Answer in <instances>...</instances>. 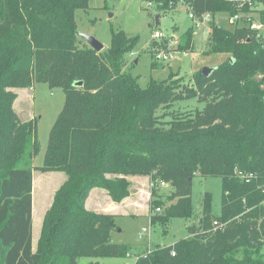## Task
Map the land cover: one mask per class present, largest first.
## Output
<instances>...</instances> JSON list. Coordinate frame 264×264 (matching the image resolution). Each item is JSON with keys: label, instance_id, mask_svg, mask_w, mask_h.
<instances>
[{"label": "trees", "instance_id": "1", "mask_svg": "<svg viewBox=\"0 0 264 264\" xmlns=\"http://www.w3.org/2000/svg\"><path fill=\"white\" fill-rule=\"evenodd\" d=\"M180 2L163 0L157 10ZM183 2L198 18L221 12L241 17L233 31L211 23L209 52L229 59L208 77L193 74L189 84L171 73L143 89L127 68L138 38L113 33L110 48L100 53L80 40L76 13L87 11L90 0H0V264L129 257L128 246L112 242L116 216L89 210L87 201L100 189L121 204L137 192L133 178L151 185L152 226L160 224L166 233L172 219L198 221L189 225L187 238L158 246L135 264H264V29L250 27L264 25V0L252 6ZM193 33L190 28L181 36V51L192 49ZM36 84L65 94L37 169L67 179L55 192L35 247L37 119H21L15 90ZM190 100L203 108L171 111ZM196 176L221 179L219 216L211 193L196 214ZM161 183L171 187L168 194L159 192Z\"/></svg>", "mask_w": 264, "mask_h": 264}, {"label": "rangeland", "instance_id": "2", "mask_svg": "<svg viewBox=\"0 0 264 264\" xmlns=\"http://www.w3.org/2000/svg\"><path fill=\"white\" fill-rule=\"evenodd\" d=\"M90 8L87 11L78 10L76 19L78 33L95 37L104 45V50L110 48L113 33L122 31L127 37L138 38L136 48L127 55V68L137 79L141 88L148 87L151 80H167L171 73L184 79L185 84L190 83L193 74L204 68H216L225 63L229 56L224 53H210L211 23L233 31L235 24L226 12L217 13L211 19H192L190 8L183 2L177 7L166 12L153 11L147 7L145 0H90ZM160 16V24L156 26V17ZM241 25V24H240ZM190 28H193V47L189 51L179 49L181 36ZM156 31L164 33L162 46L171 42L175 56L164 63L163 67L153 69L154 61L152 35ZM80 40L82 38L80 37ZM84 40V39H83ZM84 43H88L84 40ZM89 46V45H88ZM15 92H19L16 91ZM29 94V93H28ZM16 109L22 120L37 119V139L40 144L39 154L33 161L34 166V224L33 237L35 247L38 244L43 220L46 212L53 202L55 192L66 181L64 173H42L37 167H41L47 151L51 129L63 109L65 94L62 89H50L45 84H36L26 95V106L21 96ZM202 104L196 100L178 103L171 111L192 112L201 110ZM139 190L147 186L146 181L140 180ZM96 190V189H94ZM100 190V189H99ZM171 190L170 186L160 188L159 192L166 195ZM149 191V194L147 193ZM151 185L148 184L145 191L136 197L139 200L138 209L122 211L116 215L117 228L112 232V242L124 244L129 247L130 255L127 258H98L80 260L79 264H135L139 256L154 250L156 247H168L188 237V227L195 220L182 218L172 219L167 232L160 225H151L148 211L150 210ZM205 193H211L213 197V213L221 214L222 181L220 178L196 176L193 180L192 202L196 214H202V202ZM136 199V200H137ZM134 205V204H133ZM130 212V213H129ZM143 229H150V238L140 240Z\"/></svg>", "mask_w": 264, "mask_h": 264}, {"label": "built area", "instance_id": "3", "mask_svg": "<svg viewBox=\"0 0 264 264\" xmlns=\"http://www.w3.org/2000/svg\"><path fill=\"white\" fill-rule=\"evenodd\" d=\"M184 0H182L183 2ZM225 1H230V2H235V3H238L240 5H243V4H249V5H253V3L257 2L258 0H225ZM146 4H147V7L149 9H151L152 11L154 9H157L158 6H162L163 5V0H145ZM184 3V2H183ZM262 6H264V2H261ZM191 12H190V17L192 19H198L200 21H203L204 19H211V15L210 13H207V14H204L202 16V18H198L194 12V8L190 5H187ZM241 19V17L239 15H235L233 17H231V22L234 24V23H237L239 22ZM250 27L254 30H257V31H261L264 29V25L261 24L260 22H253ZM152 42L156 44V46L154 45L153 46V55H154V61L157 62V63H166V62H169L174 56H175V52L174 50H172V45L173 43L169 42L167 44H165L164 46H162V41L164 39V33H162L161 31H156L155 33H153L152 35ZM242 179H245L246 177L243 176V175H240ZM249 181V180H248ZM161 187H166L167 185L165 183H161L160 184ZM150 235H151V230L150 229H143V232L141 234V236L139 237L140 240H143L145 237H148L150 238Z\"/></svg>", "mask_w": 264, "mask_h": 264}, {"label": "crops", "instance_id": "4", "mask_svg": "<svg viewBox=\"0 0 264 264\" xmlns=\"http://www.w3.org/2000/svg\"><path fill=\"white\" fill-rule=\"evenodd\" d=\"M20 92L22 94L21 96H23V98H24L25 102H22V104H24V103H26L25 97H26V95H30V91H28V89L20 90L18 92L19 96H20ZM18 101H19V98L16 102V105L18 104ZM140 180L146 181L147 186L149 184V180L147 178H133L132 181H133L134 187L137 191L133 195H136V197L138 195H140V193H142L141 190L145 191V188H147V186H146V187H143V189L139 190L140 188L138 187V185H141ZM34 181H35V177H34ZM147 193L149 194V191H147ZM136 197L132 196V197L126 199L125 201H123L121 204H116L110 200V198L107 196L106 192H104L103 190L96 189V190H93L90 194V197L87 201V208L89 210H93L95 212L108 213V214H113L116 216V215H118V213H121L122 211L132 212L131 210L138 209L137 205H139V200ZM33 208H34V205H33Z\"/></svg>", "mask_w": 264, "mask_h": 264}, {"label": "water", "instance_id": "5", "mask_svg": "<svg viewBox=\"0 0 264 264\" xmlns=\"http://www.w3.org/2000/svg\"><path fill=\"white\" fill-rule=\"evenodd\" d=\"M156 26H158L160 24V16H157L156 17ZM78 36L81 37L82 39H84L88 45L93 49L95 50L96 52L100 53L104 50V45L98 41L95 37L93 36H90V35H87V34H79L78 33ZM214 68H204L202 70V74L205 76V77H208L211 75V73L213 72ZM82 82H79L77 83V86H82Z\"/></svg>", "mask_w": 264, "mask_h": 264}]
</instances>
